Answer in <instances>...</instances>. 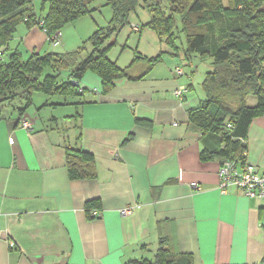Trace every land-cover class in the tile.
<instances>
[{
    "label": "crops",
    "instance_id": "1",
    "mask_svg": "<svg viewBox=\"0 0 264 264\" xmlns=\"http://www.w3.org/2000/svg\"><path fill=\"white\" fill-rule=\"evenodd\" d=\"M185 63L166 53L143 78H117L107 93L88 71L83 94L44 99L36 117L30 107L22 114L0 106V264H125L153 259L162 242L194 264L264 258V198L236 185L222 192V159L202 160V132L189 112L205 96ZM72 107L74 114L56 113ZM47 109L54 113L44 119ZM64 116L74 119L72 132ZM245 142L247 162L264 172V116ZM68 146L93 154L96 177H70ZM126 206L134 210L123 215Z\"/></svg>",
    "mask_w": 264,
    "mask_h": 264
},
{
    "label": "trees",
    "instance_id": "2",
    "mask_svg": "<svg viewBox=\"0 0 264 264\" xmlns=\"http://www.w3.org/2000/svg\"><path fill=\"white\" fill-rule=\"evenodd\" d=\"M97 1L43 0V6L48 4V9L45 15L39 16L33 0H0V106L24 98L25 106L19 109L23 114L32 105L33 95L37 92L61 95L66 99L81 95L85 88L80 87L79 80L88 71L102 78L103 92L107 93L117 78L141 79L163 60L164 51L155 57L136 53L128 66L121 67L108 56L109 49L116 43V35L140 0H105L111 6L113 16L106 27H99L89 38L93 49L84 59L80 60L79 56L85 45L61 54L33 53L27 60L15 52L7 62L3 60L20 23L25 22L31 28L39 25L51 42L66 24L94 10L92 5ZM166 1L169 13L159 0H143L144 8L150 12L146 25L167 43L170 53L179 55V36L175 30L177 16H180L181 31L186 40V61L190 64L196 59L193 57L212 60V68L206 72L201 84L205 99L189 112L191 122L202 132L201 158L203 161L236 160L244 164L248 154L245 140L250 125L255 118L264 116V0ZM138 26L141 31L142 27ZM47 67L57 73L70 69L73 82L59 83L53 74L41 80ZM250 97L256 99L254 105L248 103ZM66 162L72 179L97 175L96 160L89 151L68 146ZM88 205L92 206L93 202ZM125 264L194 262L191 254L174 251L162 242L153 259H129ZM256 264H264V258Z\"/></svg>",
    "mask_w": 264,
    "mask_h": 264
},
{
    "label": "rangeland",
    "instance_id": "3",
    "mask_svg": "<svg viewBox=\"0 0 264 264\" xmlns=\"http://www.w3.org/2000/svg\"><path fill=\"white\" fill-rule=\"evenodd\" d=\"M163 9L169 13V5L166 0H159ZM35 11L39 16L45 15L48 9V4L43 6V0H33ZM94 10L90 13L80 16L75 21L69 22L66 24L60 33V39L58 43L53 46L50 40L47 37V34L39 26L28 27L25 22L20 23L16 31L14 32L13 37L9 41V47L6 53L4 54V61H8L10 55L15 52H19L21 57L24 60H27L31 57L33 53H38L44 55L46 53L55 52V53H67L74 50H78L85 45L82 53L79 56V59H84L92 51L93 47L90 45L89 38L95 33L99 27H106L113 16V10L111 6L107 5L105 0H99L92 5ZM150 19V12L148 9L144 8L143 0H140L138 6L134 11H132L128 17V21L123 26L121 31L116 35V43L113 45L109 51L108 56L111 60L116 61L119 66L126 67L128 66L135 57L136 53H139L148 57H155L159 55L162 51L170 53L171 50L167 43L164 40H161L156 33V31L149 26L147 22ZM139 24L142 27L141 31H134L133 24ZM181 17L177 16V28L176 33L178 34L177 45L179 47V53L181 58L185 59L184 49L186 47L185 35L181 31ZM115 38V36L113 37ZM110 43V42H108ZM107 43V44H108ZM172 54V53H170ZM196 58V59H194ZM194 59L190 64L185 63L184 67L189 71L190 69L194 71V79L197 82L202 84V81L205 78L206 72L209 71L211 67V59L200 60L198 57H193ZM1 60V59H0ZM180 61V60H179ZM71 70L67 69L61 72H55L50 67H47L44 70V73L41 77V80L48 74L56 75L57 81L62 82H73V77L71 76ZM197 90H202L201 86L195 84ZM203 92V90H202ZM55 98L60 101L63 100L65 96L59 95H48L43 92L34 93L33 98H35V104L30 106L29 111L32 117L37 116L36 108L39 107L47 98ZM70 98V97H67ZM256 99L250 97L248 103L254 105ZM8 110L15 107H24L25 99L17 98L13 101L6 103ZM74 109L66 108L57 111L56 113L65 115L74 114ZM51 113H54L52 109L44 110L41 113L42 118L51 117ZM63 129L73 130L74 119L68 116H64L62 119Z\"/></svg>",
    "mask_w": 264,
    "mask_h": 264
},
{
    "label": "built area",
    "instance_id": "4",
    "mask_svg": "<svg viewBox=\"0 0 264 264\" xmlns=\"http://www.w3.org/2000/svg\"><path fill=\"white\" fill-rule=\"evenodd\" d=\"M133 29L138 31V24H133ZM59 39L60 32L54 35L51 40L52 44L56 45ZM175 71L177 75H184L183 68L177 67ZM186 91L187 87L182 85L175 89V94L181 97ZM22 125L27 130L33 128L32 123L25 118L22 121ZM11 141L14 142V139ZM191 185L193 187H198L196 183H192ZM233 185L242 187L249 197L264 198V172H261V170L253 164L248 162L243 164L236 160H225L221 163L219 168V188L222 192H226L227 188ZM133 210V206H126L121 208L120 212L123 215H128L131 214ZM92 214L97 216L98 211L94 210ZM3 236H5V234L0 231V237ZM11 245L13 246L14 243L11 242Z\"/></svg>",
    "mask_w": 264,
    "mask_h": 264
}]
</instances>
